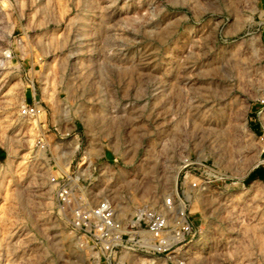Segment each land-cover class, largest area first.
<instances>
[{"label":"rangeland","instance_id":"1","mask_svg":"<svg viewBox=\"0 0 264 264\" xmlns=\"http://www.w3.org/2000/svg\"><path fill=\"white\" fill-rule=\"evenodd\" d=\"M262 98L264 0H0V264H96L65 173L123 220L185 190L193 241L123 264H264Z\"/></svg>","mask_w":264,"mask_h":264},{"label":"built area","instance_id":"2","mask_svg":"<svg viewBox=\"0 0 264 264\" xmlns=\"http://www.w3.org/2000/svg\"><path fill=\"white\" fill-rule=\"evenodd\" d=\"M41 115H45V108L38 101L19 107V116L23 119L35 121ZM34 146L47 151L42 132L36 136ZM85 169L88 166L82 170ZM75 178L65 173L60 180L56 177L50 180L56 185V202L67 224L86 242L96 264H123L117 259V253L123 250H133L151 258L164 256L170 261L175 257L174 250L182 251L197 235L186 211L185 190H175L174 194L163 197L158 207H137L128 220H123L108 197L93 203L85 196L74 197L72 183ZM190 185L195 187L196 182Z\"/></svg>","mask_w":264,"mask_h":264},{"label":"trees","instance_id":"3","mask_svg":"<svg viewBox=\"0 0 264 264\" xmlns=\"http://www.w3.org/2000/svg\"><path fill=\"white\" fill-rule=\"evenodd\" d=\"M253 177V172L248 176V178H252Z\"/></svg>","mask_w":264,"mask_h":264}]
</instances>
